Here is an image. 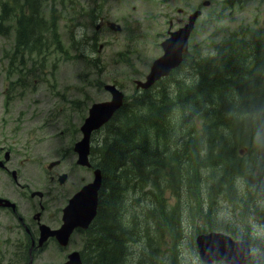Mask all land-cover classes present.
<instances>
[{"label": "trees", "instance_id": "16d2710c", "mask_svg": "<svg viewBox=\"0 0 264 264\" xmlns=\"http://www.w3.org/2000/svg\"><path fill=\"white\" fill-rule=\"evenodd\" d=\"M52 1L0 4V34L16 27V54L45 58L67 53L58 16L45 12ZM5 23L11 24L4 28ZM77 35L85 37L84 32ZM89 44L96 49L93 39ZM94 142L91 158L103 184L97 216L82 232L84 264L124 262L137 231L126 223L124 204L152 184L159 192L169 186L174 202L155 201L142 213V222L157 225L154 231L145 229L151 234L145 237L148 250L160 248V238L183 240L190 211L191 224L202 222L191 236L194 247L198 234L226 232L259 245L260 255L253 253L246 264H264V229L241 219L249 211L264 216L256 208L264 197V26L247 38L231 34L215 43L210 54L188 52L170 76L126 97ZM216 196L237 207L233 226L216 220L220 212L213 202L207 204ZM166 256L162 252L160 258ZM151 263L156 264L155 257Z\"/></svg>", "mask_w": 264, "mask_h": 264}, {"label": "rangeland", "instance_id": "374dc122", "mask_svg": "<svg viewBox=\"0 0 264 264\" xmlns=\"http://www.w3.org/2000/svg\"><path fill=\"white\" fill-rule=\"evenodd\" d=\"M4 1L7 0H0V4ZM206 1L209 5H205ZM195 10H202V16L190 38L189 50L194 55L212 53L215 43L233 33L247 38L251 30L264 26V0H53L46 4L45 12L58 16L61 42L67 53L45 58L21 56L15 51L16 27L11 26L9 34H0V159L4 162L5 153L10 152V165L19 166L27 183L35 185L42 180L46 167L62 158L64 148V161L53 170L69 177L62 194L57 190L52 195V221L60 215L61 197L63 209L75 192L93 180L91 170L76 164L77 156L72 150L82 137L80 127L90 106L110 100L104 90L106 84H115L127 97L137 94L135 82L145 79L152 62L162 54L160 45L168 32L182 27ZM108 23L119 25L121 30H112ZM9 24L5 23L4 28ZM83 32L85 37L80 38L77 33ZM91 39L96 49L90 47ZM0 175L2 189L15 187L20 192L17 200L23 201L25 189L16 186L7 171ZM159 190L153 184L146 186L124 204L126 223L137 231L122 264H147L149 259L152 264V257L156 264H206L191 239L202 222L191 224L190 211L184 217L183 240L166 237L163 242L160 238V248L147 249L145 237L151 234L145 229L148 226L154 231L156 223L146 225L142 213L155 201L174 202L169 186ZM223 199L212 197L207 204L216 205L221 214L217 221L233 226L239 218L238 211L234 213L237 207L223 204ZM259 200L256 208L263 214L264 197ZM151 216L157 215L153 212ZM241 219L248 226L255 224L256 230L264 229V216L249 211ZM84 243L85 236L75 232L64 252L50 243L44 252H36L38 260L34 264H61L72 251L82 250ZM252 245L254 255H260L259 245ZM162 252L167 254L165 260L160 258Z\"/></svg>", "mask_w": 264, "mask_h": 264}, {"label": "water", "instance_id": "95a60500", "mask_svg": "<svg viewBox=\"0 0 264 264\" xmlns=\"http://www.w3.org/2000/svg\"><path fill=\"white\" fill-rule=\"evenodd\" d=\"M208 4L209 2H205V5ZM201 14L200 10L195 11L189 16L188 23L185 26L177 31L169 32L170 36L161 44L163 55L152 63L146 80L136 82L137 89H149L157 81L168 76L172 70L180 66L184 54L188 52L190 35ZM109 26L113 30H121V27L114 23H109ZM104 89L111 94V100L94 103L90 107L88 116L80 128L83 137L75 144L74 150L79 156L77 163L82 166H91L89 155L92 134L103 128L124 103L125 95L115 85L107 84ZM6 158H8V154ZM58 163H51L49 168L51 169ZM66 179L67 176L62 175L60 180L64 183ZM101 186L102 172L97 168L94 171L93 182L85 185L65 208L62 227L55 231H43L41 243L46 241L50 235H55L58 242L65 247L69 244L70 237L75 229H88L97 215ZM196 245L201 260L206 264H213L217 261H223L226 264H245L252 257V248L249 241H234L223 232L213 231L199 234L196 237ZM64 264H83L80 253H71L68 261Z\"/></svg>", "mask_w": 264, "mask_h": 264}, {"label": "flooded vegetation", "instance_id": "af4514ba", "mask_svg": "<svg viewBox=\"0 0 264 264\" xmlns=\"http://www.w3.org/2000/svg\"><path fill=\"white\" fill-rule=\"evenodd\" d=\"M2 153L3 150L0 147V157ZM63 153L62 147L61 163L58 166H61L64 161ZM10 162V157L6 162L0 159V173L7 171L16 186H22L25 189L26 197L21 196L23 201H18L19 191L15 187L3 190L0 175V200L2 201L0 203V264H34L38 260L36 252L40 250L44 252L49 248L50 243L57 245L56 239L52 237L47 243L39 246V236L45 226L57 230L62 225V197L60 215L51 220L52 195L57 190L62 194L63 185L59 182L62 173L56 174L54 170L43 171L42 180L37 181L35 185H30V182L27 183V179L21 175L20 167L15 164L10 165ZM23 180L27 184L23 183ZM4 201H10L15 207ZM67 203L68 200L64 206ZM24 210H26L25 215L22 214ZM59 250L64 252L60 247Z\"/></svg>", "mask_w": 264, "mask_h": 264}, {"label": "bare ground", "instance_id": "6f19581e", "mask_svg": "<svg viewBox=\"0 0 264 264\" xmlns=\"http://www.w3.org/2000/svg\"><path fill=\"white\" fill-rule=\"evenodd\" d=\"M224 234H226L227 236L231 237L234 241L242 240V239L234 238L231 234H228V233H226V232H224Z\"/></svg>", "mask_w": 264, "mask_h": 264}]
</instances>
